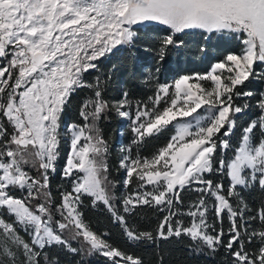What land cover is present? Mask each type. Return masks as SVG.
Instances as JSON below:
<instances>
[{
	"label": "snow or ice",
	"instance_id": "obj_1",
	"mask_svg": "<svg viewBox=\"0 0 264 264\" xmlns=\"http://www.w3.org/2000/svg\"><path fill=\"white\" fill-rule=\"evenodd\" d=\"M149 22L170 31L153 38L157 63L142 73V82L153 85L151 105L138 102L130 111L127 91L120 100L109 102L100 77L94 83L84 77L119 47H135L138 32L133 26ZM190 30L207 33L208 43L214 36L218 41L237 40L239 52H228L206 74L159 83L169 50L185 47L178 34ZM197 51L206 55L208 49L201 44ZM260 65H264V0H0V212L8 217L0 215V264H41L44 250L52 246L78 254L82 248L71 245L80 240L90 254H102L113 264L118 260L142 264L139 257L110 244L106 233L91 229L80 211L82 197H90L93 207L103 204L129 241L184 235L212 253L223 247L233 264H264V199L255 214L248 215L250 209L237 192L258 187L264 195V91L256 98L258 111L242 129L233 157L217 162V153L231 147L237 115L250 107L237 105L235 99L254 96L241 87L253 78L264 81V68L257 70ZM205 81L211 82L210 88ZM81 88L90 89L92 95L81 106L84 123L67 126L70 151L61 177L71 180V191H62L56 203L50 174L56 172L59 159L61 116ZM202 108L204 116L178 120L193 117ZM113 109L130 120L132 145L176 122L175 134L150 159L123 157V186L135 183L137 189L120 198L109 191L108 145L98 128L100 119ZM214 171L227 176L226 192L222 182L206 178ZM193 185L201 195L184 213L192 217L184 226L174 219L182 214L176 205L182 203L180 192ZM205 196L214 202L210 205ZM118 200L124 213L147 206L167 214L155 235L141 232L120 213ZM209 212L220 221L227 214V231L208 223ZM254 241L258 246L249 251L245 242Z\"/></svg>",
	"mask_w": 264,
	"mask_h": 264
},
{
	"label": "trees",
	"instance_id": "obj_2",
	"mask_svg": "<svg viewBox=\"0 0 264 264\" xmlns=\"http://www.w3.org/2000/svg\"><path fill=\"white\" fill-rule=\"evenodd\" d=\"M134 30L138 32V39L135 47H119L114 50L112 54L107 55L97 61V69L89 71L85 74L84 79L89 83H94L96 77H100L103 84V95L106 100L112 102L116 99H121V94L124 91L129 93V99L132 102L150 103L148 97L153 93V85L144 83L142 73L146 69H153L157 63L155 42L153 38H159L169 34L166 26L160 25L156 22H149L144 25L133 26ZM186 41L185 47L179 52L176 50H169L168 55L163 62L162 70L159 75V82H168L172 77L184 73L203 72L206 71L212 62L222 59L228 52L239 51V42L232 40L231 42L218 41L217 37H213L211 43L204 40V33L202 30H190L183 34H178ZM219 35V34H217ZM204 44L208 51L207 54H200L197 49ZM147 49V50H146ZM264 68V65L258 67ZM241 91H252L254 96L247 99H235L237 105L248 103L250 107L242 114L236 117L237 126L233 134L229 137L231 147L227 150L217 153V162L220 158L227 160L234 154L233 149L238 146L242 129L247 126L249 121L255 117L257 113L256 98L260 92L264 91V81L251 79L241 87ZM92 92L88 88L78 89L70 98L69 102L64 108L61 116V130H66L65 124H83L84 121L80 116V110L83 102L91 97ZM121 119L116 114L115 110L106 113L98 122L99 134L107 142L108 152L105 157L108 170L105 175L110 181L108 185L109 191L118 193L121 191L123 183L120 180L124 176V171L118 163L119 153L117 151V128L120 126ZM173 124L167 126L161 133L147 137L143 143L139 145H130L131 155L153 156L161 146H163L171 134L175 131ZM66 132V131H65ZM66 139L60 135L59 145V159L56 165V172L50 174V191L56 203H59L60 194L63 190L70 189L71 180L63 179L61 171L64 164V157L66 154ZM35 175V172H33ZM208 179H213L216 183H223L225 185V192L227 190L229 180L223 173L213 172L207 176ZM137 188L134 183L126 188L128 192ZM196 187H188L180 192L182 200L181 204L176 205L177 210H184L188 208L192 201L199 199L201 193L194 191ZM124 189V188H123ZM237 192L243 196L250 212L248 215H254L260 201L264 199L258 187L249 189L237 188ZM17 196L22 195L18 190H14ZM209 203L213 200L212 197L205 196ZM117 207L122 215H125L126 220L130 226H133L138 231L152 232L155 235V230L163 215L166 212H161L155 207H138L130 213H124L120 201H117ZM80 211L83 213L84 221L90 225L91 229L96 233H106V238L114 247L119 248L126 254L139 257L142 264H233L232 257L228 255L226 250L221 247L215 253L208 251L206 248L201 249L198 243H194L187 236L172 237L168 240H159L149 242H134L129 241L125 235L121 225L114 222L111 213L105 208L103 204L98 203L95 207L92 205L90 197H82V205ZM184 225L190 222V217L186 214H181ZM8 218V217H7ZM208 222L214 224L216 230L223 228L225 231L229 228L227 214L222 218V221L217 220L215 214L209 212ZM25 239L28 237L23 231L20 232ZM68 237V233H65ZM225 243L227 236L224 237ZM249 251H254L258 246V242L254 241L252 244H247ZM72 247L82 248L78 254H72L66 249L59 246H52L46 248L44 252L46 257L42 255L41 264H55L58 260L59 264H113L110 258L104 257L99 253H89L88 246L82 240L73 242ZM238 247V246H237ZM194 249V250H193ZM117 264H122L117 261Z\"/></svg>",
	"mask_w": 264,
	"mask_h": 264
},
{
	"label": "rangeland",
	"instance_id": "obj_3",
	"mask_svg": "<svg viewBox=\"0 0 264 264\" xmlns=\"http://www.w3.org/2000/svg\"><path fill=\"white\" fill-rule=\"evenodd\" d=\"M233 52H239V51H233ZM226 55V54H225ZM223 59V58H222ZM220 60V59H219ZM218 60H216V61H214V62H212L211 63V65H210V67L206 70V71H203V72H192V73H184V74H179V75H177V76H174V77H172L171 78V80H169L168 82H159V83H168V84H172L173 82H174V80L175 79H177V78H179V76L180 75H192V74H201V75H203V74H206V73H208L210 70H211V67H212V65L215 63V62H217ZM204 83V86L206 87V88H210L211 87V82L210 81H205V82H203ZM153 95V93L150 95V96H152ZM149 96V97H150ZM118 100H120V99H116V100H113L112 102H114V101H118ZM132 102V101H131ZM149 105H151V101H150V103H148ZM137 105V103L136 102H132V109H126V110H130V111H134L135 110V106ZM164 105L163 104H161L160 105V107L162 108ZM206 114V110L205 109H200V110H198V114H193V117H187V118H178V120L180 121V122H190V121H192L193 120V118H199V117H201V116H204ZM120 119H121V122H120V126L117 128V136H116V142L118 143L117 144V146H116V148H117V151H118V153H119V160H118V163L121 165V160L123 159V157L124 156H126V155H130L133 159H135V158H137V157H140V158H151L152 156H144V155H139V154H136V155H131L129 152H124V151H122V149L123 148H129L130 147V145H131V142H132V139H133V133L130 131V120L129 119H127V118H121V117H119ZM62 123L60 122V125H61ZM70 124H73V123H66L65 124V126L64 127H66V130L64 129V132H63V130H61V128H60V135H61V137H65V139H66V142H65V145H66V154H65V157H64V164H63V167H64V165H65V163H66V160H67V156H68V153H69V151H70V134L68 133V130H67V126L68 125H70ZM174 126H175V131L171 134V136L172 135H174L175 134V132H176V122H174ZM63 125V124H62ZM61 125V126H62ZM78 125H82V124H78ZM246 127V126H245ZM66 131V132H65ZM170 136V137H171ZM170 137H169V139H170ZM169 139L167 140V142L163 145V146H165L167 143H168V141H169ZM163 146H161V147H163ZM160 147V148H161ZM159 148V149H160ZM234 155V154H233ZM233 157V156H232ZM231 157V158H232ZM231 158H228L227 160H230ZM63 167H62V169H63ZM123 171H124V176H123V178L120 180V182L121 183H123V180H124V178H125V176H126V173H125V170H124V168H123ZM33 174V173H32ZM34 175V174H33ZM78 175H83V173H79ZM71 182V181H70ZM191 187H198L197 185H193V186H191ZM124 188V189H123ZM136 189L137 188H135L133 191H131V192H128L127 190H126V188L123 186V184H122V186H121V191L118 193V198H120V197H122L123 195H126V194H130V193H132V192H134V191H136ZM147 190L148 191H152L153 189H152V187L151 186H148V188H147ZM63 191H71V185H70V189H68V190H63ZM198 201V199L197 200H195V201H192L191 203H190V205H192L193 203H195V202H197ZM214 202V198H213V200H211L210 202H209V204L211 205L212 203ZM35 203V202H34ZM190 205H189V207L188 208H185L184 210H179L181 213H186L188 210H189V208H190ZM123 207V206H122ZM0 215H3L4 217H5V219H8L7 218V215H6V213H3V212H0ZM174 219H177V220H180V221H182V218L181 217H179V216H177V217H175ZM192 222V217H190V222L187 224V225H184V226H189L190 225V223ZM209 223V222H208Z\"/></svg>",
	"mask_w": 264,
	"mask_h": 264
}]
</instances>
